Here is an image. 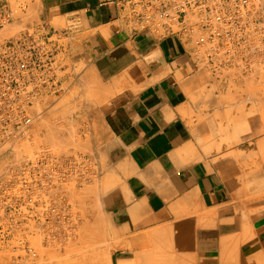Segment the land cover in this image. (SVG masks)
Instances as JSON below:
<instances>
[{"label": "crops", "instance_id": "obj_1", "mask_svg": "<svg viewBox=\"0 0 264 264\" xmlns=\"http://www.w3.org/2000/svg\"><path fill=\"white\" fill-rule=\"evenodd\" d=\"M28 7L30 27L41 21L53 30L78 26L57 36V56L68 70L66 83L91 87L102 98L97 110L104 144L97 156L105 181L108 175L116 182L103 204L118 235L159 221L183 226L202 220L195 242L205 264H264V234L233 245L240 235L234 213L239 171L205 144L208 134L192 101L201 72L187 47L173 36H131L117 7L105 0H29Z\"/></svg>", "mask_w": 264, "mask_h": 264}, {"label": "built area", "instance_id": "obj_2", "mask_svg": "<svg viewBox=\"0 0 264 264\" xmlns=\"http://www.w3.org/2000/svg\"><path fill=\"white\" fill-rule=\"evenodd\" d=\"M105 2L117 7L131 36L177 38L195 70L223 83L217 90L231 89L234 77L264 71V0ZM15 12L0 0V31ZM77 30L76 23L53 30L41 21L0 34V161H7L0 170V264H41L35 241L60 245L76 232L78 215L64 188L89 161L25 148L32 124L66 89L57 36Z\"/></svg>", "mask_w": 264, "mask_h": 264}, {"label": "rangeland", "instance_id": "obj_3", "mask_svg": "<svg viewBox=\"0 0 264 264\" xmlns=\"http://www.w3.org/2000/svg\"><path fill=\"white\" fill-rule=\"evenodd\" d=\"M28 1L8 0L16 12L13 21L1 29L2 37L18 34L24 28L30 27L27 22L32 15V9L24 8ZM19 5L21 9L18 8ZM232 79L233 82H229L231 89L217 90L223 83L211 81L202 72L197 79L201 89L192 95V101L199 106L196 120L205 126L208 134L205 143L207 147L213 145L216 155L225 160H233L238 167L239 189L234 213L240 238L235 239L234 243L246 246L262 239L264 234V71L254 76ZM65 87L62 94L50 100L47 108L35 120L36 124H32L31 141L25 151L44 148L45 152H54L62 157L73 156L80 162L88 160L90 165L87 167L88 172L85 171L87 168L79 171L78 177L74 176L65 183L64 190L78 215L75 235L60 245L54 242L44 245L39 240L35 241L40 263L106 264L109 257V264H119L120 261L127 264H151L152 261V264H205L204 254L198 251L195 242V232L198 233L196 226L202 222H187L182 226L179 222L159 221L152 228L118 235L103 204L105 195L116 182L108 181V175L105 181L106 169L97 156L104 144L97 110L102 98L95 96L91 87L82 86L80 83H65ZM256 158H259L260 163ZM6 165L7 161L1 160L0 170ZM155 228L169 231L165 233L169 238L164 239L162 230H157L159 235L155 234ZM132 249H136L141 258L135 260L136 255L133 257L134 254L130 251ZM179 256L182 258L180 262Z\"/></svg>", "mask_w": 264, "mask_h": 264}, {"label": "bare ground", "instance_id": "obj_4", "mask_svg": "<svg viewBox=\"0 0 264 264\" xmlns=\"http://www.w3.org/2000/svg\"><path fill=\"white\" fill-rule=\"evenodd\" d=\"M225 113H227L226 110H225ZM225 115H226V114H225ZM237 118H238V117H237ZM263 119H264V118H263ZM242 120H243V118H242ZM41 121H42V120H41ZM236 121H237V120H236ZM38 122H39V121H38ZM233 122H234V121H233ZM34 123H35V122H34ZM242 123H243V122H242ZM244 123H245V121H244ZM260 123H261V122H260ZM263 123H264V122H263ZM35 124H36V123H35ZM38 124H39V123H38ZM235 124H236V123H235ZM237 124H238V123H237ZM246 126H247V125H246ZM243 127H244V126H243ZM241 128H242V127H241ZM241 128H240V130H241ZM247 129H248V128H247ZM263 141H264V140H263ZM260 142H261V144H262V141H260ZM260 142H259V144H260ZM263 143H264V142H263ZM186 144H187V143H186ZM259 146H260V145H259ZM259 146H258V147H259ZM262 146L264 147V145H262ZM263 147H262V148H263ZM262 148H261V149H262ZM184 149H185V148H184ZM188 149H189V148H188ZM190 149H191V148H190ZM217 149H218V148H217ZM185 150H187V148H186ZM185 152H186V151H185ZM191 153H192V152H191ZM231 153H232V152H231ZM196 154H197V152H196ZM202 154H204V153H202ZM207 154H208V153H207ZM175 155H176V154H175ZM179 157H180V156H179ZM179 157H178V158H179ZM185 158H186V155H185ZM180 159H181V161H182V158H180ZM187 159H189V158H187ZM256 159H258V163H260V162H259V158H256ZM195 160H196V159H195ZM192 161H193V160H192ZM258 163H257V161H256V165H258ZM181 164H182V163H181ZM238 164H239V163H238ZM259 166H260V165H259ZM262 166L264 167V159L262 160ZM167 179H168V178H167ZM162 184H163V183H162ZM158 187H159V186H158ZM167 187H168V186H167ZM172 187H173V186H172ZM168 188H169V187H168ZM122 189H123V188H122ZM158 189H159V188H158ZM161 190H162V188H161ZM163 190H164V189H163ZM237 190H238V189H237ZM157 192H158V191H157ZM237 192H238V191H237ZM159 193H160V192H159ZM162 193H163V192H162ZM234 193H235V192H234ZM196 194H197V193H196ZM236 195H237V194H236ZM240 195H241V194H240ZM160 196H161V195H160ZM162 196H163V195H162ZM233 196H234V194H233ZM238 196H239V195H238ZM165 197H166V196H165ZM139 201H140V200H139ZM125 202H126V201H125ZM215 209H216V208H215ZM246 211H247V210H246ZM257 211H258V210H257ZM199 213H200V212H199ZM239 213H240V212H239ZM186 214H187V213H186ZM208 214H209V213H208ZM184 215H185V214H184ZM204 215H205V214H204ZM240 215H242V214H240ZM201 216H203V215H201ZM203 217H204V216H203ZM213 217H214V216H213ZM233 218H234V217H233ZM247 218H249V217H247ZM180 219H181V218H180ZM199 219H200V218H199ZM241 219H243V218H241ZM253 219H254V218H253ZM170 220H171V219H170ZM194 220H195V219H194ZM208 220H209V219H208ZM243 220H246V219L244 218ZM248 220H249V219H248ZM168 221H169V220H168ZM168 221H167V222H168ZM171 221H172V220H171ZM180 221H181V220H179V222H180ZM182 221H183V220H182ZM196 221H197V220H196ZM233 221H234V220H233ZM177 222H178V221H177ZM194 222H195V221H194ZM194 222H193V223H194ZM201 222H202V220H201ZM241 222H243V221H241ZM245 222H246V221H245ZM207 223H208V222H207ZM212 223H213V222H212ZM175 224H177V223H175ZM249 224H251V223H249ZM158 225H159V224H158ZM160 225H161V223H160ZM169 225H170V224H169ZM199 225H200V224H199ZM107 226H108V225H107ZM194 226H195V225H194ZM200 226H201V225H200ZM205 226H208V225H205ZM209 226H210V225H209ZM104 227H105V225H104ZM133 228H134V227H133ZM157 228H159V227H157ZM161 228H162V227H161ZM196 228H197V227H196ZM204 228H206V227H204ZM243 228H244V227H243ZM91 230H92V229H91ZM155 230H156V228H155ZM157 230H159L160 232H161V230L164 231L163 236H165V233H166V231H167L166 229H165V230H164V229H161V230H160V229H157ZM157 230H156L154 233L157 234V235H159L158 233H156ZM252 230H253V229H252ZM88 231H89V229H88ZM105 232H106V231H105ZM167 232H169V231H167ZM248 232H249V231H248ZM252 232H253V231H252ZM92 233H93V232H92ZM87 234H90V233H87ZM106 234H108V233H106ZM168 234H169V233H168ZM195 234H196V232H195ZM169 235H170V234H169ZM102 236H103V234H102ZM239 236H240V235H239ZM91 237H92V236H91ZM93 237H95V236H93ZM157 237H159V236H157ZM167 237H168V236H165L164 239H167ZM193 237H194V236H193ZM160 238H161V236H160ZM168 238H169V237H168ZM184 238H185V237H184ZM239 238H240V237H239ZM81 239H82V238H81ZM162 239H163V238H162ZM227 239H228V238H227ZM227 239H226V240H227ZM101 240H102V239H101ZM226 240L224 239V243H223V244L227 243ZM228 240H229V239H228ZM228 240H227V241H228ZM244 240H245V239H244ZM74 241H75V239H74ZM105 241H106V240H105ZM238 241H239V240H238ZM102 242H104V241H102ZM100 244H101V243H100ZM194 244H195V243H194ZM236 244H237V243H236ZM236 244H233V245H236ZM108 245H109V244H108ZM106 246H107V245H106ZM106 246L104 247V251L106 250ZM112 246H113V245H112ZM116 246H117V245H116ZM219 246H220V244H219ZM223 246H224V245H223ZM231 246H232V245H231ZM113 247H114V246H113ZM113 247H112V248H113ZM236 247H238V246L236 245ZM112 248L110 247V249H112ZM221 248L224 249V247H222V246H221ZM231 248H232V247H230V249H231ZM259 248H260V247H259ZM102 249H103V247H102ZM233 249H234V248H233ZM235 249H236V248H235ZM78 250H79V249H78ZM174 250H175V249H174ZM111 251H112V250H111ZM193 251H194V250H193ZM102 252H103V250H102ZM107 252H108V251H107ZM177 252H179V251H177ZM177 252H175V253H177ZM194 252H195V251H194ZM234 252H235V251H234ZM105 253H106V252H105ZM144 253H145V252H144ZM148 253H149V252H148ZM85 254H86V253H85ZM177 254L179 255V253H177ZM95 255H96V254H95ZM102 255H103V254H102ZM135 255H136V257H135ZM139 255H140V254H138V253H137V254H134V256H133V257H135L134 259L136 260L138 257H140ZM144 255H145V254H144ZM175 255H176V254H175ZM93 256H94V255H93ZM98 256H100V255H98ZM98 256H97V258L99 259ZM106 256H107V255H106ZM142 256H143V255H142ZM156 256H157V255H156ZM159 256H160V255H159ZM162 256H164V255H162ZM180 256H181V255H180ZM180 256H179V259H180ZM94 257H96V256H94ZM143 257H144V256H143ZM143 257H142V258H143ZM177 257H178V256H177ZM183 257H184V256H183ZM105 258H106V257H105ZM140 258H141V257H140ZM184 258H185V257H184ZM81 259H82V258H81ZM108 259H109V257H107V261H108V263H107V261H105L106 264H109V260H108ZM138 259H139V258H138ZM150 259H151V258H150ZM158 259H160V258H158ZM162 259H163V258H162ZM164 259H165V258H164ZM166 259H168V258H166ZM179 259H178V260H179ZM181 259H182V258H181ZM181 259L179 260V262L182 261ZM193 259H194V257H193ZM141 260H142V259H141ZM151 260H152V259H151ZM154 260H155V259H154ZM185 260H186V258H185ZM101 261H103V260H101ZM101 261H100V262H101ZM137 261H138V260H137ZM159 261H160V260H159ZM161 261H163V260H161ZM169 261H170V260H169ZM94 262H95V261H94ZM96 262H97V260H96ZM121 262H122V261H120V263H119V262H118V263H119V264H123V262H122V263H121ZM141 262H142V261H141ZM148 262H149V261H148ZM148 262H147V263H148ZM150 262H151V261H150ZM150 262H149V263H150ZM152 262H153V261H152ZM152 262H151V264H152ZM156 262L158 263V261H156ZM175 262H176V260H175ZM183 262H184V261H183ZM183 262H182V263H183ZM193 262H194V261H193ZM138 263H140V261H139ZM173 263H174V262H173ZM184 263H186V262H184ZM102 264H104V263H102ZM140 264H141V263H140ZM159 264H160V263H159ZM161 264H162V263H161ZM165 264H166V263H165Z\"/></svg>", "mask_w": 264, "mask_h": 264}]
</instances>
